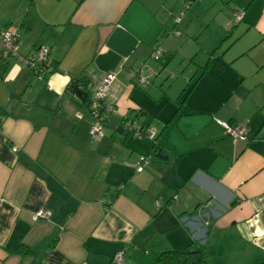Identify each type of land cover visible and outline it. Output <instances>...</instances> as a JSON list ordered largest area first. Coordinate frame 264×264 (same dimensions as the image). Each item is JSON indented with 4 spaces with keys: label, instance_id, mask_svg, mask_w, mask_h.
<instances>
[{
    "label": "crops",
    "instance_id": "obj_1",
    "mask_svg": "<svg viewBox=\"0 0 264 264\" xmlns=\"http://www.w3.org/2000/svg\"><path fill=\"white\" fill-rule=\"evenodd\" d=\"M204 2L0 0L19 55L49 50L43 77L0 63V264H112L120 251L119 264H161V252L197 244L205 264L264 263V0L215 14L199 61L195 34L178 27L184 5ZM226 33L238 36L224 47ZM141 67L145 87L128 72ZM110 72L118 124L154 127L156 144L128 129L89 135L88 99L72 88ZM217 120L244 124L247 139ZM140 154L151 161L135 172ZM38 208L49 218L32 220Z\"/></svg>",
    "mask_w": 264,
    "mask_h": 264
},
{
    "label": "built area",
    "instance_id": "obj_2",
    "mask_svg": "<svg viewBox=\"0 0 264 264\" xmlns=\"http://www.w3.org/2000/svg\"><path fill=\"white\" fill-rule=\"evenodd\" d=\"M188 5V4H187ZM243 10L236 9L234 12V18L236 21H240L243 19ZM174 21L176 23L180 22V17H175ZM173 33L176 35H180L177 29L173 30ZM20 35L18 29H1L0 28V63H7L11 60H19L24 66L32 71L34 75L38 77H43V75L48 71V56L49 50L46 47L39 46L33 52H31L26 57H21L17 51H19L20 46ZM161 54V49L156 47L152 54V59H159ZM130 77L135 79L139 86L145 87L151 84L150 78L144 73L143 68L131 69L128 71ZM117 78V74L110 72L106 73L99 85L95 88H92L90 83L85 84H77V88L85 91L89 90L85 99L87 100V107L89 113L92 117L90 127H89V135L92 138L99 139L103 137L105 125L108 122L109 118L112 117L117 110L113 103L107 101V94L110 86L114 83ZM86 92V91H85ZM124 129H128L132 131V136L137 139H142L144 137L152 140L156 144L157 133L156 129L152 126L136 128L133 127L130 119L125 117L123 121ZM217 122L222 126V128L228 133L233 141H237L239 139L246 140L248 129L244 124H233L228 121L217 120ZM13 149L18 150L17 146H14ZM151 161V154H140L138 158L134 162L127 163L130 167H132L135 172H142L146 165ZM105 203H109V201H105ZM50 216V211L44 208H38L37 210L32 212V220L38 219H48ZM124 253L123 251L117 252L113 255L112 264H119L123 260Z\"/></svg>",
    "mask_w": 264,
    "mask_h": 264
},
{
    "label": "rangeland",
    "instance_id": "obj_3",
    "mask_svg": "<svg viewBox=\"0 0 264 264\" xmlns=\"http://www.w3.org/2000/svg\"><path fill=\"white\" fill-rule=\"evenodd\" d=\"M196 2H202V0H196ZM196 2L192 3L189 7L195 5ZM236 2H238V0H205L203 4H199L197 9L193 11L190 8H185V5L183 6V14H181V21L183 22L178 27V29H180V31L183 33L182 38H189V36H193V34H195V40H192L194 38L192 37L190 43L191 45L192 43L196 45L195 50L198 51V60H202V58L205 56V49L215 46L211 44L214 42V33L218 30V27H216V21L212 19L213 16L215 14H222L224 12L226 13L227 7L231 6L233 8L234 5L237 4ZM187 25H189L188 31H185ZM227 34L228 33L221 37V42L219 41V43L223 44L224 47H227L231 44V42H234L238 36L236 34L235 36H231V34L228 36ZM217 35L220 36V33ZM218 45H216V47ZM207 57L209 56L207 55Z\"/></svg>",
    "mask_w": 264,
    "mask_h": 264
},
{
    "label": "trees",
    "instance_id": "obj_4",
    "mask_svg": "<svg viewBox=\"0 0 264 264\" xmlns=\"http://www.w3.org/2000/svg\"><path fill=\"white\" fill-rule=\"evenodd\" d=\"M185 1L188 5L196 2V0ZM208 65L209 61L204 65V67H202V71L206 70ZM77 86H73L72 89L75 90ZM83 99L86 101L85 98ZM158 256V262L161 264H205L204 246L201 244H197L194 249L183 248L182 250H166L161 252Z\"/></svg>",
    "mask_w": 264,
    "mask_h": 264
},
{
    "label": "water",
    "instance_id": "obj_5",
    "mask_svg": "<svg viewBox=\"0 0 264 264\" xmlns=\"http://www.w3.org/2000/svg\"><path fill=\"white\" fill-rule=\"evenodd\" d=\"M75 90H76V93L78 94V96L81 97L80 99L86 98L87 93L85 91H82V90H80L78 88H76ZM105 127L115 128V130H117L119 133H123L124 132L123 125L122 124H118L117 119L114 116L109 118V120L106 123ZM155 157L161 158V156L159 154L156 155Z\"/></svg>",
    "mask_w": 264,
    "mask_h": 264
},
{
    "label": "clouds",
    "instance_id": "obj_6",
    "mask_svg": "<svg viewBox=\"0 0 264 264\" xmlns=\"http://www.w3.org/2000/svg\"><path fill=\"white\" fill-rule=\"evenodd\" d=\"M68 79H69V78L64 77V78H63V83H64V84L68 83ZM60 91H61L60 89H57V92H58V93H59ZM261 235H264V233H261Z\"/></svg>",
    "mask_w": 264,
    "mask_h": 264
}]
</instances>
